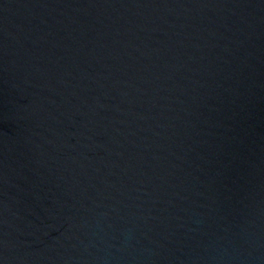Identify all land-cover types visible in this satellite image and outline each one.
<instances>
[{"label": "water", "instance_id": "95a60500", "mask_svg": "<svg viewBox=\"0 0 264 264\" xmlns=\"http://www.w3.org/2000/svg\"><path fill=\"white\" fill-rule=\"evenodd\" d=\"M0 264H264V0H0Z\"/></svg>", "mask_w": 264, "mask_h": 264}]
</instances>
